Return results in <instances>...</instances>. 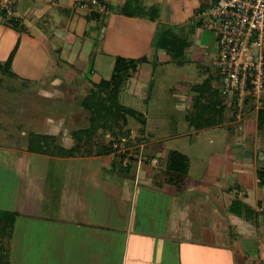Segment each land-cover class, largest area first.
I'll return each instance as SVG.
<instances>
[{"label": "crops", "instance_id": "crops-1", "mask_svg": "<svg viewBox=\"0 0 264 264\" xmlns=\"http://www.w3.org/2000/svg\"><path fill=\"white\" fill-rule=\"evenodd\" d=\"M100 1L105 12L21 0L19 26L0 11V92L21 93L0 100V171L13 183L0 260L15 264L20 247V264H264V122L256 110L234 120L223 100L201 15L218 0H130V14L127 0ZM117 56L144 60L119 93L141 116L116 139L118 127L92 128L84 102Z\"/></svg>", "mask_w": 264, "mask_h": 264}, {"label": "built area", "instance_id": "built-area-1", "mask_svg": "<svg viewBox=\"0 0 264 264\" xmlns=\"http://www.w3.org/2000/svg\"><path fill=\"white\" fill-rule=\"evenodd\" d=\"M17 2L0 0V8L12 15ZM92 7L107 10L100 0H92ZM201 15L216 36L213 64L230 117L240 121L250 111L264 109V0H218Z\"/></svg>", "mask_w": 264, "mask_h": 264}, {"label": "trees", "instance_id": "trees-1", "mask_svg": "<svg viewBox=\"0 0 264 264\" xmlns=\"http://www.w3.org/2000/svg\"><path fill=\"white\" fill-rule=\"evenodd\" d=\"M129 4L130 0H127L126 4L122 8L123 13H132L130 10H128ZM10 21L16 26L20 25L16 17H12ZM176 43V40L173 41L169 47L172 48L173 45H176ZM182 44L183 42L180 41L179 46H183ZM164 45L165 43L161 38L159 40V46L164 47ZM142 60H144V58L136 59L117 56L111 78L109 80L101 81L98 85H96V88L91 89V92L89 96H87L84 104L92 111L93 129L97 126L114 128L116 125L119 126L120 123L123 125L127 122L128 114L136 118L137 116H141L135 109L129 108L119 101V93L125 82L130 79L133 71L137 69L139 63ZM103 93H105V95ZM222 107H225V105L222 104ZM205 109H208V107ZM259 121L261 124L264 122V109L259 111ZM178 162L185 163L184 155L173 153L170 159V167H180V169H182L183 165H179ZM258 176L260 177L261 182L264 183V166L259 167ZM242 206L243 204L240 201H234L231 210L233 212L241 213ZM11 227L12 226H10L7 230L9 233ZM4 262V259L0 260V264H4Z\"/></svg>", "mask_w": 264, "mask_h": 264}, {"label": "rangeland", "instance_id": "rangeland-1", "mask_svg": "<svg viewBox=\"0 0 264 264\" xmlns=\"http://www.w3.org/2000/svg\"><path fill=\"white\" fill-rule=\"evenodd\" d=\"M18 1H21V0H18ZM17 4V3H16ZM1 6V5H0ZM0 11L3 13V16L5 17V18H7V19H11L12 17H15V12H16V5H15V8H14V12H13V14L12 15H9V14H6V13H4L3 11H2V9L0 8ZM155 61H158V58H155ZM193 68L195 67H197V64H195L194 66H192ZM212 68H213V70L215 71V67H213L212 66ZM163 70H164V68H163ZM178 71H181V72H185L186 71V65L185 66H183V64H182V66H179V70ZM217 72L216 73H218L219 71H218V69L216 70ZM160 76V75H159ZM8 81H10V79L8 78ZM13 81V80H12ZM33 87H35V85H32ZM0 89H1V87H0ZM2 90H6V89H2ZM28 92H31L32 94L33 93H35V91H36V88H29L28 90H27ZM21 92V91H20ZM7 90H6V92H0V100L1 99H3V100H10L11 101V98L12 97H17V95H20L21 96V93H19V91L17 90V92H14V94H11V95H8V96H11V98L10 97H8L7 95ZM33 97V96H32ZM14 100V99H13ZM17 100H21L20 99V97H17ZM6 102V101H5ZM16 102H18V101H16ZM19 103V102H18ZM20 104V103H19ZM21 106V105H20ZM115 127H118V128H116L117 129V131H116V139L117 138H119L120 137V134L122 133V135L124 134V129H121L120 130V128L119 127H122V128H124L122 125L120 126H118V125H116ZM225 128H223V130H224ZM105 138H102V137H100V138H98V140L99 141H101V142H104L105 140H104ZM50 145V143L48 144V146ZM123 167H126V166H123ZM184 174V173H183ZM5 175H7V173L5 174ZM5 176H4V174L0 171V206L1 207H3L4 205H6V203L8 202V204H7V206L10 204V200L7 198V200L5 199L4 200V198L2 199V193L4 192V189H3V186L7 189V190H9V194L8 195H10L11 193H10V191L11 190H13V183L11 182V176H8V178H4ZM6 181H9V183L7 184V182ZM2 192V193H1ZM1 207H0V215H1V213L3 212V210H1ZM9 211V210H8ZM2 233H4V231L2 232ZM7 238V237H6ZM6 238H4V242H5V240H6ZM0 239L2 240V238H1V235H0ZM4 245H5V243H4ZM19 250H20V257L18 258V261L15 263V264H20L21 263V259H27L28 260V253H27V248H23V249H21L20 247H19ZM26 261V260H25ZM4 264H7V263H5L4 262Z\"/></svg>", "mask_w": 264, "mask_h": 264}]
</instances>
